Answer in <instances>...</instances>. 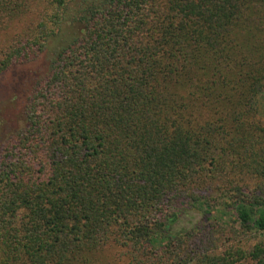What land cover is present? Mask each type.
I'll return each instance as SVG.
<instances>
[{"label": "trees", "instance_id": "1", "mask_svg": "<svg viewBox=\"0 0 264 264\" xmlns=\"http://www.w3.org/2000/svg\"><path fill=\"white\" fill-rule=\"evenodd\" d=\"M65 24L0 145V264H264V0H0V75Z\"/></svg>", "mask_w": 264, "mask_h": 264}, {"label": "rangeland", "instance_id": "2", "mask_svg": "<svg viewBox=\"0 0 264 264\" xmlns=\"http://www.w3.org/2000/svg\"><path fill=\"white\" fill-rule=\"evenodd\" d=\"M77 28L72 29L65 24L63 33L51 41L48 49L35 60L19 64L6 73L0 75V145L14 136L25 127V110L38 80L44 77L49 69L51 60L54 59L60 46L73 38ZM202 209L193 206L179 207V219L174 225V233L182 230H191L203 222L219 221L229 225L234 219L231 214L221 215L218 212L212 217L204 213ZM209 216L210 219H207ZM216 218V219H215ZM264 239V236H262ZM113 264H116L114 260Z\"/></svg>", "mask_w": 264, "mask_h": 264}]
</instances>
